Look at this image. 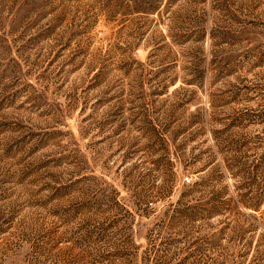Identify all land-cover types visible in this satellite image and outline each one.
<instances>
[{
	"label": "rangeland",
	"instance_id": "rangeland-1",
	"mask_svg": "<svg viewBox=\"0 0 264 264\" xmlns=\"http://www.w3.org/2000/svg\"><path fill=\"white\" fill-rule=\"evenodd\" d=\"M252 197L264 0H0V264H264Z\"/></svg>",
	"mask_w": 264,
	"mask_h": 264
},
{
	"label": "trees",
	"instance_id": "trees-1",
	"mask_svg": "<svg viewBox=\"0 0 264 264\" xmlns=\"http://www.w3.org/2000/svg\"><path fill=\"white\" fill-rule=\"evenodd\" d=\"M244 195H242L241 197H243ZM243 205H245L248 208H251L252 210H256L257 206H259L261 203H264V198L260 197H252L249 199H243V201H241ZM220 205V202L216 203V205H212L211 209H215L218 208ZM250 217V215H248Z\"/></svg>",
	"mask_w": 264,
	"mask_h": 264
}]
</instances>
